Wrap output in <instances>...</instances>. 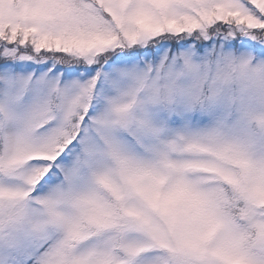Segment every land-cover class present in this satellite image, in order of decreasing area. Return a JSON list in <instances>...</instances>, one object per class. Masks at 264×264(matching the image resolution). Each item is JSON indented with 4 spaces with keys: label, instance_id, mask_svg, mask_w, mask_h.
<instances>
[{
    "label": "snow or ice",
    "instance_id": "snow-or-ice-1",
    "mask_svg": "<svg viewBox=\"0 0 264 264\" xmlns=\"http://www.w3.org/2000/svg\"><path fill=\"white\" fill-rule=\"evenodd\" d=\"M0 264H264V0H0Z\"/></svg>",
    "mask_w": 264,
    "mask_h": 264
}]
</instances>
